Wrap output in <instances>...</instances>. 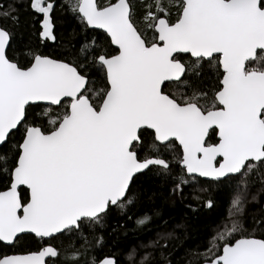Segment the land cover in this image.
I'll return each instance as SVG.
<instances>
[{
  "label": "snow or ice",
  "instance_id": "snow-or-ice-1",
  "mask_svg": "<svg viewBox=\"0 0 264 264\" xmlns=\"http://www.w3.org/2000/svg\"><path fill=\"white\" fill-rule=\"evenodd\" d=\"M260 193L264 0H0V264H264Z\"/></svg>",
  "mask_w": 264,
  "mask_h": 264
},
{
  "label": "trees",
  "instance_id": "trees-1",
  "mask_svg": "<svg viewBox=\"0 0 264 264\" xmlns=\"http://www.w3.org/2000/svg\"><path fill=\"white\" fill-rule=\"evenodd\" d=\"M258 189L259 185L253 191L256 192ZM228 195V189L223 186L214 191L213 198L216 201V206L212 209L204 207L200 202L193 201L191 198L172 204L164 201L163 198L157 201L155 209H158L164 220L167 221L166 225L162 222L158 224L159 230L170 231L179 226L177 228L179 239L171 242V245H174L176 249L175 259H179L186 249H194L204 244L210 227L225 212ZM260 200L261 203H264V193H260ZM190 204L191 207H189ZM258 208V204L250 205L248 211L254 213ZM132 227L133 225L129 223L128 228L131 229ZM155 228L154 225V230ZM137 242L136 235L130 231L126 238L121 237V244L117 246V252L119 253L120 249ZM23 247L36 249L35 244H25Z\"/></svg>",
  "mask_w": 264,
  "mask_h": 264
},
{
  "label": "rangeland",
  "instance_id": "rangeland-1",
  "mask_svg": "<svg viewBox=\"0 0 264 264\" xmlns=\"http://www.w3.org/2000/svg\"><path fill=\"white\" fill-rule=\"evenodd\" d=\"M170 204H172V203H170Z\"/></svg>",
  "mask_w": 264,
  "mask_h": 264
}]
</instances>
